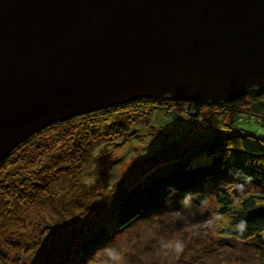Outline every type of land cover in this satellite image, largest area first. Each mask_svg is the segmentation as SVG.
Returning <instances> with one entry per match:
<instances>
[{
    "label": "water",
    "instance_id": "obj_1",
    "mask_svg": "<svg viewBox=\"0 0 264 264\" xmlns=\"http://www.w3.org/2000/svg\"><path fill=\"white\" fill-rule=\"evenodd\" d=\"M264 88V0H0V160L52 120L136 97Z\"/></svg>",
    "mask_w": 264,
    "mask_h": 264
},
{
    "label": "rangeland",
    "instance_id": "obj_2",
    "mask_svg": "<svg viewBox=\"0 0 264 264\" xmlns=\"http://www.w3.org/2000/svg\"><path fill=\"white\" fill-rule=\"evenodd\" d=\"M259 90L264 92V88ZM168 96L154 97L148 103L150 115L135 116L134 104L127 112H117L115 118L121 117L126 129L116 137H100L88 151H81L79 160L66 172L48 165L77 127L75 119L48 125L9 152L6 172L21 164L19 157L30 158L28 168L38 162L46 167L37 182L45 189L32 191L28 201L15 202L13 207L0 198V264H59L64 254L75 255L82 235L101 224L106 226L108 238L81 256L77 264H257L258 250L251 241L240 242L219 233L227 218L218 215L212 194L197 203L195 193H188L144 213L122 231H114L113 204L130 182L163 157L189 154L199 136V131L188 134L191 128L205 129L215 113L223 114L225 121L232 117L220 105L201 104L195 121L186 124L181 111L186 103ZM249 101L248 97L236 100L232 111L244 109ZM164 105L177 115L166 117ZM126 116L131 117L129 122ZM241 116L233 128L264 139V126L243 113Z\"/></svg>",
    "mask_w": 264,
    "mask_h": 264
},
{
    "label": "trees",
    "instance_id": "obj_3",
    "mask_svg": "<svg viewBox=\"0 0 264 264\" xmlns=\"http://www.w3.org/2000/svg\"><path fill=\"white\" fill-rule=\"evenodd\" d=\"M263 96L264 92L253 87L228 102L182 101L187 105L185 109L181 107L186 124L187 122L192 124L190 120L195 121L201 104L220 105L222 112H231L232 117L225 121L223 114L215 113L210 118L212 123L207 122L205 129L191 128L192 131L190 130L188 134L196 135L199 131V136L192 144L194 147L189 154L177 153L163 157L154 162L149 171L130 182L113 204L114 231H122L144 213L155 211L168 202H175L188 193H195L197 203L203 202L206 194H212L217 203L218 215L227 218V222L221 226L219 233L236 241H251L254 248L258 250L257 264H264V139L232 126L233 123L242 120V113L248 118L258 120L264 126ZM244 97L250 99L248 105L244 109L232 111L231 104ZM153 99L140 96L65 118L64 120L67 121L77 120V127L73 133L71 132V136L62 141L60 155L57 153L53 156L48 166L55 170L68 171L71 164L79 160L82 150L88 151L91 144L98 141L100 137L109 134H115L116 137L119 135L118 132L126 129L124 120H121L119 116L115 118L114 115L117 112V115L120 110L127 112L134 104L137 107L135 116L143 117L146 113L150 115L152 108L148 103ZM161 108L168 118L171 115H177L173 114L172 110L170 112L165 105ZM126 119L129 122L131 117L126 116ZM59 121L63 122V120L55 119L43 128L58 124ZM210 128L213 129L212 132H209ZM41 129L32 132L28 137ZM204 131L208 133H203ZM202 133L205 135L201 136ZM20 143L9 152L15 150ZM7 154L0 161V198L5 204L13 207L15 202L28 201L32 191L35 193L44 191V185L40 186L37 182L42 180L41 174L46 167L40 166L38 162L28 168L27 163L31 164L30 158L23 156L24 158H18V163L21 164L6 172L9 166ZM7 208L10 210L9 207ZM108 234L106 226L101 224L99 228L82 235L77 241L75 255L66 257L64 254L65 258L59 264L79 263L81 256L97 247L102 240L108 238Z\"/></svg>",
    "mask_w": 264,
    "mask_h": 264
}]
</instances>
